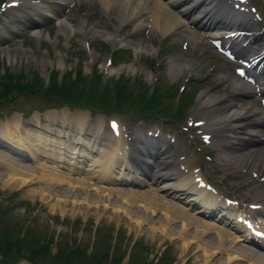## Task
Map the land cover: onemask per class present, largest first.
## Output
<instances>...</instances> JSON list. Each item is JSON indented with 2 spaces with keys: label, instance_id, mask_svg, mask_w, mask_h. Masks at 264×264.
Listing matches in <instances>:
<instances>
[{
  "label": "bare ground",
  "instance_id": "bare-ground-1",
  "mask_svg": "<svg viewBox=\"0 0 264 264\" xmlns=\"http://www.w3.org/2000/svg\"><path fill=\"white\" fill-rule=\"evenodd\" d=\"M16 1L21 2L18 5L20 13L23 14L20 18L23 19L26 15L32 18L33 21L30 22V26L27 28L37 42L46 39L41 37L37 27L42 24L41 21H45L48 18L47 13L51 12L49 9L53 11L50 18H54L57 22L56 35H62L65 39L72 34H79L83 38L88 35L93 36L100 32L97 30L98 27L103 29V26L107 25L106 22L92 20L87 14L81 17L70 15L68 10H66L67 0H50L44 6L43 4H32L27 2V0ZM82 1L88 2L91 7H98L101 10H99L101 14L105 17L110 15L116 18L117 24L110 28L111 33L104 31L101 34L104 40H112L114 43L118 42L116 38H118L117 35L120 28L130 24L134 28V35H138L142 28H148L150 34L152 33L159 38H162V36H174L178 39L185 37L190 47H205L207 42L218 38L224 44L232 45L239 52L244 48L242 43L246 41L247 46L245 49L248 48L250 52H254V55L260 51L258 49L259 41L264 40V35L256 39L253 36L249 37V35L240 38L236 37L235 39L227 37L224 39L226 33L235 32L239 29L247 30L246 27L251 24V16L248 12L240 11V14H238L229 8L230 3L232 5L231 0ZM10 2L12 0L8 1V3ZM10 10L12 9H9L8 12ZM13 16L16 23H20L19 17L16 14ZM6 40L8 41L9 37L3 33L0 42V53H5L9 57L7 61L10 64H14L17 58L20 59L22 57L27 58L26 61L37 60L38 64H50L47 54L40 53L39 56H36L32 50L22 48L9 50L6 46L3 47L1 43ZM146 52L155 54L154 50L147 46L135 45L134 59L128 66L129 71H135L136 66L134 64L139 62V57ZM262 54L264 55V53ZM186 56L178 55L167 61L171 78H175V75L185 76L187 74L188 76L190 72L193 73L196 70L194 68L195 61L193 62L189 56ZM258 57L264 58V56ZM262 60L260 59L261 63L259 61L256 62V64L261 65L260 70L255 72L257 77L264 74V63ZM60 62H62V58L57 55L54 63L61 66ZM107 71L118 70H113V66H110ZM260 77L262 76L256 78L254 85L251 86V84L242 83L236 76H231L228 73L220 74L214 80V86L222 88L220 93L211 94L210 90L207 89L199 96V110H202L200 116L201 121H203L201 129L205 136L211 138L209 140L210 144L220 148V165L230 172H235L238 176H243L242 181L254 183L260 187L257 193L253 194V198L256 201L252 202L251 205H259L253 212L248 210L247 205L243 207L242 203H230L229 208H226L223 204L224 199H221L218 194H214L213 190L210 191L206 185L201 183L203 175L190 167L192 158L190 156L182 158V154L175 143L168 142L166 144L164 142L158 146L148 142L150 141L148 139L142 140L134 136V142L145 145V148L141 149L140 146L134 145L135 143L132 139L129 145L126 141V135L121 132L122 126H120L116 128L119 136H115L112 139L109 138L103 143L102 147H106V150L100 148L98 154H89L94 149H98L97 146L99 145H96L92 139L99 136L94 131L92 138L85 140L86 128L83 129V121L89 116L83 112L73 114V116H78L76 118V133L73 132L71 135H68V133L64 134L72 128L68 124L65 128L60 127L64 133L57 131L56 135L58 137L66 136L67 140L65 142L60 141L58 138L55 139V137L52 138L53 126L52 124L49 125V123L54 122L55 115L48 112L49 118L47 117L48 119L46 120L48 126L45 127L46 130L43 137L51 140L46 143L47 140H43L41 134H37L34 140H37L36 145L41 141L44 146L39 150H35L30 145L33 149L29 152L28 159L35 162L41 156L43 159L48 156L47 160L51 161V158L54 159L51 165H54L55 168H64L68 174H74L73 178L67 177L73 186L70 189L64 188V191H67L65 193L59 191L60 186L51 188V186L45 185L46 188L43 191H46V195L50 194L52 198L53 196L56 198L66 197V199L71 198L74 201L79 199L93 205L104 202L105 205L109 204L116 210L119 208L120 211L121 209L128 211L127 207H129L130 211L132 210L130 215L138 225L140 222L148 226L151 225L148 234L150 239L152 238L151 233L157 231L162 234L163 239L185 240L187 243L179 248L180 251L186 249L188 245L199 246V250L204 251L200 260L202 264H208L215 258V255L226 257L225 261L216 260V264H241L243 262L264 264V243L260 244L257 242L258 246L256 249H252L247 244L253 242L248 239L250 237V229H248L250 225V227L258 229L264 234V136H258L254 132L264 119V108L253 105L257 99V93L250 90V87L253 89L259 88V95L264 97V81L257 82ZM245 97H252V99L249 98L250 103L247 107H242L239 103ZM55 113L57 117L70 118L65 109ZM209 115H211V118L207 117ZM14 119L12 126L17 137L18 132L22 133V131L28 130L29 126L20 117L15 116ZM99 122L100 119L96 118V127H94L96 131L99 128ZM7 129L10 130V128ZM32 131L40 133V131L35 129H32ZM22 135L24 136L23 133ZM78 143H84V146H77ZM0 145L4 149L8 147L2 141H0ZM57 148H60V150ZM128 150L130 154L127 153ZM174 152L179 154V162L175 160L176 158L170 159L167 157L168 153ZM83 156L89 159L90 165L88 167L87 165H80V162L84 159L82 158ZM0 159L2 160L1 162H4L5 167L13 172V176L15 174L27 176V171H30L27 167L21 165L19 167L11 157H4L1 153ZM62 162L67 166H64ZM31 171L34 172L33 170ZM15 178L17 179V177ZM25 180L27 181V179ZM42 185L44 186V184H40V186ZM90 185L95 186L93 194H89L87 186ZM135 188L138 191H133ZM254 191L250 190V192ZM46 197L48 198V196ZM65 206L67 205L64 204ZM135 207L142 209L139 215ZM219 208L221 212L216 211ZM245 210L250 214L247 215L249 218L244 215L246 213ZM213 212H217V215H211ZM158 214L161 215L160 219L156 218ZM223 215L224 220L219 222V218ZM251 215H253V219L257 216L256 220H259V225L256 226L249 220ZM176 225L180 227L178 228ZM156 238L154 236L153 239Z\"/></svg>",
  "mask_w": 264,
  "mask_h": 264
},
{
  "label": "rangeland",
  "instance_id": "rangeland-1",
  "mask_svg": "<svg viewBox=\"0 0 264 264\" xmlns=\"http://www.w3.org/2000/svg\"><path fill=\"white\" fill-rule=\"evenodd\" d=\"M4 1L6 2L7 0ZM249 1L251 2V6L254 7L256 11L258 10V13L260 12V21L257 20L255 21L256 24L252 25L254 29L257 30L258 27L260 28L261 25L264 24V0ZM79 10L84 12L90 11L86 5L84 7H80ZM93 17L96 19L100 17L104 21H107L106 23L110 24L112 27L117 24V20L114 16L108 15V17H105L103 14H101V12H99V9L93 11ZM11 19L12 16L8 13H4L2 16H0V36L2 37V34L5 33L9 37V40L3 41L1 45H3V47L6 46L7 49L10 50L20 47L26 50H32L36 56H39L40 52H47V56L49 57L51 64L47 63V67H45V70L42 71L41 65L38 64L37 60L26 61L27 58L22 57L20 59L17 58L14 64H10L7 61L9 57L5 53H0V74L4 72L6 68H8L9 70L11 69L10 72L13 74H17L18 72L16 71L19 70L20 72L24 73V76L29 75L31 80L35 78L34 74L39 75L41 81L45 82L47 77L46 74L50 72L54 66L58 65L54 63L58 54L63 59V64H65L64 69L60 71L61 73L65 69L68 70V68H71L73 71L78 70L79 67H82V65L86 63L87 57L89 55L94 59H97V70L100 72V64L102 63L101 61L103 58L110 56L111 61H113L111 65L113 66V70L118 71H113V73L110 72V77L105 73L102 76V79L98 81V86H101L102 84L104 85L103 82L106 77H113L112 80L114 81L118 76L122 77V75L128 83H132V78L139 79L142 82L141 84H143L145 91L148 93H150V89L154 87V85H157L161 90H166L167 93L171 94V97L169 96L170 100H168L169 98H166V101H168L170 107V111L171 113H174L173 116H176L180 119V126H188V130L185 131L186 133L179 131L177 125H173L168 121V119L157 120V118L154 119L152 117L146 116L145 119L141 120L136 118L135 114L125 112L124 110L121 112V110H115V108L106 110L105 114L103 112L90 113L82 109L81 112L88 113L92 117V120L89 118L84 122L85 126L91 125L93 119L96 120V118H99L101 119L102 125L104 126L103 129L105 136L107 131V129H105L106 121L113 118L118 120L120 124L125 125L126 130H128L130 134L134 136H136V134L143 135L142 132H145L146 129L152 134V131L156 130L157 128L160 135H157L156 138L153 139V141L156 142V145L160 146L163 144V142L167 140V136L173 137V143H175L177 149L180 150L182 158L190 156L192 158L190 167L193 169H198L200 173L203 174L205 183L207 182V184H212L215 191L224 194L225 198L227 199H235L237 203L251 204L252 202L256 201L253 198V194L257 192H249V190H251L255 184H249L245 181L242 182L243 176H238L235 172L232 171V173L229 170L223 168L219 161L220 148L213 147L211 144L204 146L205 143L203 140H199L198 134L199 130H201L199 122L201 120L200 112L202 111L199 110L200 94L207 89L210 90L211 94H219L222 88L220 89L217 88V86H214V80L220 74L228 73L232 75V69L235 68V64L230 63L228 60L226 61L222 57L218 56V54L213 53L211 47L207 44L205 47H190L185 37L178 39L174 36H162V38H159L152 33L148 34L149 29L144 30L145 28H142V30H140L141 33L138 35H134V28L131 24L120 28L117 36L123 41L114 44L115 49L119 48L118 50L112 49L111 46L113 45L110 41L108 42L100 40L101 38L103 39L100 33L101 38L99 36H87L85 41L89 42V48L88 51H86L85 46L83 47V37L81 38V36L78 34H74L72 37H68L67 39L59 36V39L52 40L51 42H48L47 39H44L41 40L40 43L33 40L31 34L28 33H24V35H17L16 33L12 34L10 32L12 26L10 24ZM97 21L101 22L99 19ZM48 22L49 24L45 23V25H43L39 31L43 33V36H45V34L48 35L51 33L53 36L50 38L52 39L57 33V22H54V20H49ZM107 25L106 29L109 30ZM262 31H264V29ZM101 32H103V30ZM100 41L109 46V51L106 50V52H102L92 49L94 44H96V47H99L101 45ZM261 43L264 45V41ZM137 44L153 49L155 54H150L149 52L142 54V56H140L138 59L139 62L134 64V66H136L135 71L131 72L129 71L128 66L131 64V62H133L132 59H134V49L135 45ZM55 47L59 48V52H56ZM111 49L113 52H119L115 53L113 56L112 53H110L112 52ZM124 49L129 50H125L128 53L124 54ZM250 53V51H247L246 55L251 56L252 54ZM178 55H187L186 57L189 56L193 62L195 61L194 68L196 70H194L193 73L190 72L188 76L186 74L185 77L181 75H175V78H171L167 61H170L172 58ZM82 72L84 73V79H81L79 85L87 83V79L91 75V73H89L87 70H84V67ZM92 81H94V78ZM75 84L78 83L75 82ZM134 86L135 83H132L131 88L134 89ZM179 87H182L184 90H177ZM129 94L132 93L130 92ZM177 94L179 95V99L186 95L189 97L194 95L195 101L191 104L187 103L186 105L183 104L178 106L177 103L176 105L172 106V103H176L177 97L175 98V95ZM111 96L112 95H109V97ZM249 98L252 99V97H245V99H241L239 104H241L242 107H247V105L250 103ZM259 98L255 100V105H253L261 108L262 104L259 103ZM39 99L43 100L41 96L38 95L33 97V99L28 98L27 100H16L14 97V99L11 101L7 100L6 102H0V130L2 131V138L4 140L7 142H14L16 140L17 144L22 143L23 147H28L29 149V146L25 144V141H22V139L19 137L20 135L17 133L16 137V134L14 133L15 131H13L14 127L12 126V121H14V117L18 114L17 110L21 111L22 113L24 112L23 116H21L20 113L18 115L21 116V119H23L22 121L25 123H28L29 120H32V122L35 123L37 119L31 116L33 114H38L39 119L37 126L40 128V132L45 133V127L48 125L45 120L49 118L47 113L50 111L55 113V111L57 112L62 106L53 109L49 108L50 110L47 108L45 109L43 108L44 105L50 104V106L53 107V105H51L53 103L50 100L46 102V104L40 103ZM36 109L37 111H40H33ZM61 110L63 109L61 108L59 111ZM65 110H68L69 113L79 112L73 108H65ZM177 111H179L180 115L177 114ZM181 114L183 116L182 118ZM207 117L211 118V115ZM1 122H3V124H1ZM195 124L198 125L197 134H194L195 131L192 128ZM30 126L32 127L31 123ZM7 128H10V130ZM89 128L90 126L85 129L86 135L88 134L87 132L89 131ZM27 129L32 130L30 127ZM72 129H75V127L73 126ZM254 132L256 135L263 137L264 124H260L257 129L254 130ZM147 137L149 139V136ZM133 139L134 137H132V141L134 142ZM15 146L18 149L22 148V150L20 149L21 151L24 150L22 146ZM43 146L41 145L39 149ZM57 149L60 150V148ZM198 149H200V152L197 151ZM23 152L25 153V151ZM178 155L179 154L177 152L171 154L168 153V157H170V159L176 158V161ZM204 156H208V161L204 159ZM1 161L2 160L0 159V215L2 214L5 218H7V220L2 219L0 221V229L3 227L10 228L15 220L20 221V226L16 227H21L24 224L20 230L15 228L13 231H15L18 235L16 238L21 240L22 244H19L20 248L23 247L22 245L24 241H26L25 243L27 246L24 248L25 256H29V252L31 250H35L37 248L38 251H41L47 247H51V254H54V247L58 246V248H66L69 245L68 243L73 245L77 244L78 242L80 243V246L87 249V253L90 252V249H92V251L96 254L99 253L98 262H94V258L89 257L91 263L93 264H111L109 263L110 258L111 261L113 259V264H202L200 260L203 257L204 251H200V248H198L199 246L194 244L188 245L186 249L180 251L179 248H181L183 244L187 243L185 240L163 239L162 234L157 231L152 232L153 234L151 233L152 238L150 239V235L148 234L151 225L148 226L142 222H140L138 225L135 219L130 215L132 210L130 211L129 207H127L128 211L121 209V211H123L121 212L119 208L116 210V208L111 207L109 204L105 205L104 202L96 204V206L83 202L79 199L74 201L71 198H56L54 196L53 199L50 194L46 195V191H43V189H45L48 185L51 186V188L54 186H60L59 191H61V193L67 192L64 190L66 188L70 189L73 186V184L70 183L65 177L64 169H61V171L56 173L54 170L43 167L42 164L36 165L35 161L31 164V166H27L25 163L20 164L21 166L30 169V171H27V176L22 174H15L13 176V172L8 170L5 167L4 162ZM20 165L18 166L20 167ZM38 170L40 171L38 172ZM33 175L34 177H32ZM15 177H17L18 180ZM25 179H27L28 182ZM30 182L32 183L30 184ZM40 184H44V186H40ZM87 188L89 194H93V189H95V186L90 185L87 186ZM133 191L138 190L135 188ZM46 196H48V198ZM92 197H94V195H92ZM52 200L55 201L53 202ZM59 200L64 203L62 204ZM46 203L48 207L46 206ZM64 204L67 206L64 207ZM49 207L51 208L50 210ZM61 207L63 208L61 209ZM135 209L138 210L136 211L138 212V215L142 211V209L138 207H135ZM84 212H86V214H84ZM160 217L161 215H156V218L160 219ZM256 218L257 216L255 219H253L251 216L250 221H259L258 219L256 220ZM25 226H29L33 230L29 233L28 237L31 238L32 241L27 238L26 234L23 235ZM176 226L178 228L180 227L179 225ZM154 236L157 238L153 239ZM12 247H14V243ZM127 251L131 252L129 262L127 261L125 254ZM105 252H107V254H104ZM14 254L15 251L12 252L11 257H14ZM11 257H5L0 250V261H8L11 259ZM37 257H39V253H36L35 257L32 256L31 259L35 260ZM19 258H22L20 254L15 259ZM214 259V261L211 260L208 264H216V260L225 261L226 257L215 255ZM14 264L30 263L24 259L22 261L15 262ZM241 264L250 263L243 262Z\"/></svg>",
  "mask_w": 264,
  "mask_h": 264
},
{
  "label": "trees",
  "instance_id": "trees-1",
  "mask_svg": "<svg viewBox=\"0 0 264 264\" xmlns=\"http://www.w3.org/2000/svg\"><path fill=\"white\" fill-rule=\"evenodd\" d=\"M93 85L90 86L88 92H77L76 95L78 96L77 99H81L83 100V103H86L87 99H90L92 94V90H93ZM132 89L128 88L125 83H123L122 85L119 84H115L112 87V92L114 93L112 95V97H109V89L108 88H104L102 91V95L100 96V102L104 103L105 105H111V101H120L122 104H125V107L127 105L132 106L133 108L135 107L137 110H140L139 108L142 107L145 103V109H153L155 106L156 101V93L154 92L152 94H150V96H146L145 92L143 93H132L129 94ZM61 95V94H60ZM62 96V95H61ZM5 96H3V98H5ZM62 98H64V96H62ZM68 98V97H67ZM83 98V99H82ZM140 112V111H138ZM143 112V111H142ZM141 113V112H140ZM2 216V214L0 215V217ZM2 220V219H1ZM0 220V221H1ZM13 229V228H12ZM12 229H10L9 227H3L2 229H0V250L2 251V254L7 257L10 258L11 254L13 251H15L14 257H11V259L7 260H3L1 261V263H7L9 264L10 262H12L21 252L22 248L24 251V248L27 246L26 243H23V247H19V244L21 243L20 239L16 238V235L13 234ZM14 243V248L11 250L12 245ZM36 250L32 253V256L35 257L36 254ZM72 254L75 256L82 257L84 254L77 250L73 251ZM104 254H107V252H105ZM106 256V255H104ZM94 262H98V259H93ZM93 264V263H92Z\"/></svg>",
  "mask_w": 264,
  "mask_h": 264
}]
</instances>
